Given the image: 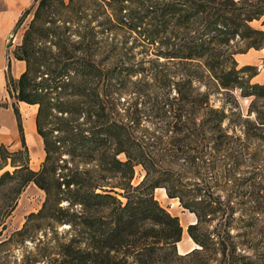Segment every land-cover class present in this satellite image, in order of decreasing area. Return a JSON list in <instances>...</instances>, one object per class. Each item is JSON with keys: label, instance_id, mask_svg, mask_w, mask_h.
Returning <instances> with one entry per match:
<instances>
[{"label": "trees", "instance_id": "obj_1", "mask_svg": "<svg viewBox=\"0 0 264 264\" xmlns=\"http://www.w3.org/2000/svg\"><path fill=\"white\" fill-rule=\"evenodd\" d=\"M34 1L32 19L12 54L24 62V71L17 80H7L6 90L8 94L13 91L16 102L36 105L35 128L44 158L36 171L10 159L14 172L3 173L0 181L5 175L15 179L12 199L28 184L35 186L44 199L28 218L66 226L47 264H253L247 256L228 250L217 234L203 230L215 213L210 202L203 196L188 197L190 190L178 184L171 170L154 167L141 140L123 123L120 78L129 76L130 70L109 62L115 50L110 35L114 29L140 35V26L150 22L147 27L152 29L145 32L152 44L160 33L156 27L172 20L170 29H178L198 21L197 30L190 31L168 57L203 59L205 71L218 88L238 89L241 97L264 100V83H249L254 69H236L231 54L217 50L235 38L245 49L263 47L264 32L248 24L263 18L264 27V4L242 8L230 3L213 7L211 0ZM53 1L67 14L51 13ZM83 2L91 5L83 7ZM85 11L91 12L85 15L89 19L80 20L78 16ZM122 55L117 53V58ZM122 71H126L124 76ZM12 109L17 115L13 105ZM263 120L257 117L264 125ZM163 143L175 152L182 150V144L170 136ZM21 147L13 154L0 149V162L5 165L10 155L26 156L22 138ZM136 165L145 174L132 186ZM156 188L194 215L196 222L186 227V234L198 248L178 254L181 227L154 199ZM28 218L20 233L27 230ZM251 226L248 218L238 223L240 228Z\"/></svg>", "mask_w": 264, "mask_h": 264}, {"label": "rangeland", "instance_id": "obj_2", "mask_svg": "<svg viewBox=\"0 0 264 264\" xmlns=\"http://www.w3.org/2000/svg\"><path fill=\"white\" fill-rule=\"evenodd\" d=\"M67 1L63 0L64 3ZM226 3L244 8L264 4V0H211L209 5L220 7ZM80 5L88 7L91 3ZM35 6L36 2L32 0L7 39L11 57L32 19ZM60 9L53 1L49 11L58 14L56 11ZM60 13L67 14L61 10ZM90 13L85 11L78 17L87 20L89 17L85 15ZM262 19L248 25L264 32ZM172 22L156 27V32L160 33L153 37L155 42L152 44L148 43L145 32L152 29L147 27L150 22L140 26V35L118 29L110 35L115 50L109 62L122 70H130L127 77L124 76L126 71H122L124 77L120 78H123L124 89L119 93L118 102L119 107L125 109V112L119 111L123 123L129 125L132 135L141 140L154 167L171 170L178 184L184 190H190L188 197L203 196L210 202L215 213L203 230L217 234L234 254L247 256L253 264H264V125L257 121V117H264V100L241 97L238 89L218 88L205 71L203 59L169 58V53L192 34L190 31L199 27L195 21L196 24L189 27L170 29ZM165 29L166 35L160 31ZM217 50L219 54H231L236 69L243 66L254 69L250 84L264 83V46L258 50L245 49L235 38ZM119 52L124 55L117 58ZM6 92V102H15L13 91L12 94ZM169 136L182 144L180 153L163 143ZM118 158L122 159V155ZM10 159L30 168L28 154L10 155L5 165L0 162V176L13 174ZM144 174L140 165L134 166L131 185L139 184ZM4 177L0 181V264H47L54 246L63 240L66 226L54 225L47 219L28 218L30 213L35 214L41 208L43 192L28 184L12 199L10 190L15 179ZM153 197L178 219L181 227L179 243H183L182 239L185 241L188 237L186 227L196 222L194 215L182 209L177 199H168L162 188L154 189ZM7 205L12 207L8 209ZM190 214L193 223H190ZM27 218V230L20 233ZM245 218L250 219L252 226L238 227Z\"/></svg>", "mask_w": 264, "mask_h": 264}, {"label": "crops", "instance_id": "obj_3", "mask_svg": "<svg viewBox=\"0 0 264 264\" xmlns=\"http://www.w3.org/2000/svg\"><path fill=\"white\" fill-rule=\"evenodd\" d=\"M32 0H0V149L8 153L22 150L21 138L29 157V167L34 170L43 161L42 141L36 133V105L23 102H6L7 80H17L24 71V62L9 56L7 39L11 37L14 26L23 11ZM12 105L17 110L14 114ZM1 170V169H0ZM193 223L192 214H190ZM177 244L179 253H187L195 249L189 237ZM181 247V249H180Z\"/></svg>", "mask_w": 264, "mask_h": 264}]
</instances>
